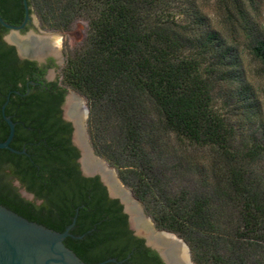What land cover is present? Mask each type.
<instances>
[{"label":"trees","instance_id":"1","mask_svg":"<svg viewBox=\"0 0 264 264\" xmlns=\"http://www.w3.org/2000/svg\"><path fill=\"white\" fill-rule=\"evenodd\" d=\"M28 2L42 25L65 31L83 15L90 34L68 58L62 87L41 91L30 86L27 94L35 64L20 61L0 33V142L10 131L2 106L12 92L6 109L17 124L11 146L28 153L0 150V205L58 232L66 230L79 208L71 231L75 238L65 244L86 263L130 256L123 264H164L130 230L123 206L109 197L100 177L82 175L73 128L61 109L73 90L88 101L97 155L117 170L159 230L188 244L195 264H264V254L255 250H264V120L235 45L242 37L252 40L264 75V35L254 20L255 0H217L224 32L212 26L194 0ZM0 11L13 25L24 18L22 0H0ZM174 11L188 19L185 25ZM0 31L8 30L0 24ZM215 87L229 91L223 105L234 107L239 117L245 135L239 147L237 130L226 129L214 111ZM167 135L215 148L213 166L220 170L209 177L189 156L176 170L203 176L196 185L173 186L162 169L170 159ZM13 180L35 200L23 198ZM229 211L238 216L233 228L224 218Z\"/></svg>","mask_w":264,"mask_h":264},{"label":"water","instance_id":"2","mask_svg":"<svg viewBox=\"0 0 264 264\" xmlns=\"http://www.w3.org/2000/svg\"><path fill=\"white\" fill-rule=\"evenodd\" d=\"M22 2L25 9L24 22L21 25L10 24L3 18L0 11V24L10 31L5 40L17 48L20 57L34 58L31 56L36 51L37 45L35 41L31 40L32 34L36 31L32 29L26 36H23L21 31L25 29L32 18L39 28L40 26L35 14L32 15L28 0H22ZM50 33H53L57 37V42L61 44L59 36L62 32ZM36 34L38 33L36 32ZM11 95L12 92L7 95L6 102L2 106V116L10 131L8 138L0 142V150L26 155L28 154L26 148L17 150L11 146L17 126L12 117L6 113ZM63 110L64 120L71 123L73 127L72 143L80 152L78 163L82 175L88 178L100 177L101 182L108 190L109 197L119 200L123 206L124 213L128 215L130 230L136 237L145 240L146 246L156 251L164 264H195L188 244L174 233L159 230L155 222L147 217L143 204L135 198L133 192L126 189L117 170L97 155L87 131L89 110L83 97L70 90ZM13 185L22 197L29 201L35 200V195L30 193L19 180H13ZM79 211V208L76 209V215L66 230L58 232L45 225L30 221L0 205V264H89L65 244L67 238H75L71 231L75 228ZM84 237L85 235L77 238L83 239ZM129 258L130 256L127 259ZM127 259L110 258L93 264H123Z\"/></svg>","mask_w":264,"mask_h":264},{"label":"rangeland","instance_id":"3","mask_svg":"<svg viewBox=\"0 0 264 264\" xmlns=\"http://www.w3.org/2000/svg\"><path fill=\"white\" fill-rule=\"evenodd\" d=\"M199 3V5L202 6V8L205 10L206 14L209 15L210 22L212 23V26L220 31L224 32V29L222 28L220 19L217 18V0H194ZM255 3L257 7V11H254V20L259 24V28L261 29V32L264 35V0H255ZM173 7V6H172ZM174 8V7H173ZM179 19V21L182 22L183 25L187 23L188 19H185L184 16L180 15L179 11H174L172 13ZM37 21L39 23V26L42 30L46 32H62L63 36H65L64 39V46L65 51L68 57L72 56L76 53L89 37L90 34V25L87 17H84L81 15L75 21L70 25V27L65 30H54L50 27H46L42 25L40 22L38 16L35 14ZM212 19V20H211ZM251 39H246L245 37L240 38L236 43V47L238 48L239 52L241 53L242 57V66L245 69V72L247 74V77L251 83L252 88L256 91L258 94V97L261 102L262 106V112L259 116L264 120V75L261 74V66L258 60L253 56L251 51ZM216 88V87H215ZM225 90H227L225 88ZM221 90L219 87L215 89L212 96L214 98L213 101H211L212 105L214 106V111L222 118V120L225 122L226 129L234 128V131L236 134H239L237 136L236 140V146L239 147L241 144H245V135L242 136V131H239V117L236 115V110L234 107L230 106H224V100L228 97L229 91ZM76 92V91H75ZM77 93V92H76ZM79 94V93H77ZM81 95V94H79ZM83 99L86 101L88 106L87 99L81 95ZM88 110L89 106H88ZM90 115V111H89ZM89 115H88V121H87V131L90 138V142L92 145L90 133H89ZM167 142L170 144L169 149V156H167L169 162H167L162 169L166 173L167 177H169L172 181L173 186L175 187H183V186H190V185H196V182L199 181V178L203 176V173H187V172H179L177 171L176 167L182 163L183 165H186V160L189 156H193L192 158L199 164L201 169L199 171L209 172L211 177L213 171L216 172V170H220L221 166L215 165L213 166V163L217 161V152L215 148L210 147L209 145L204 146H193L189 143L184 142H178L176 138L172 135H167ZM93 147V145H92ZM178 151V154H177ZM217 164V162L215 163ZM198 170V169H197ZM264 174V169L263 173ZM210 179V178H209ZM212 181V179L210 180ZM198 184V183H197ZM126 189L133 192L130 188H128L125 185ZM136 198V197H135ZM137 199V198H136ZM138 200V199H137ZM144 207V205H143ZM144 211L145 207H144ZM229 214L224 215L225 222L227 226H231L232 228L237 225L238 222V216L237 212H231L229 211ZM147 217H150L146 212ZM151 218V217H150ZM152 219V218H151ZM153 220V219H152ZM154 221V220H153ZM157 227V226H156ZM227 228V227H226ZM178 236V235H177ZM257 254H264V250L259 247H255Z\"/></svg>","mask_w":264,"mask_h":264},{"label":"flooded vegetation","instance_id":"4","mask_svg":"<svg viewBox=\"0 0 264 264\" xmlns=\"http://www.w3.org/2000/svg\"><path fill=\"white\" fill-rule=\"evenodd\" d=\"M12 15L17 16L18 13L12 12ZM32 15H34V13H32ZM24 18H25V9H24ZM24 18H22L21 24L24 22ZM32 29H35V31L38 33L36 34L35 32L34 34H32V40H31V41H35L37 45L36 51L31 56L34 58H21L17 48L9 44L5 40L6 36L10 33V31L8 29H7L8 31L5 33L0 31L3 42L6 43L8 46L15 48L16 54L18 58L20 59V61L22 62L29 61L35 64V69L32 74V77L34 78V80H31L28 83L27 94H30L32 92L31 89L29 88L30 86L40 87L41 91L49 90L50 85H56V84L58 88H60L62 87V83H61L62 71L69 58L66 54L65 46H64L65 36H63V34L60 33L61 35L59 36V38L61 40V44L58 43L56 40L57 37H55L53 33L42 31V29H40L36 25L34 18H32L31 21L28 23V25L25 27V29L21 31V34L23 36H26L28 35V33L31 32ZM69 92L70 91L66 93L64 102L61 105L62 117L64 114L63 107L66 103V99H67Z\"/></svg>","mask_w":264,"mask_h":264}]
</instances>
